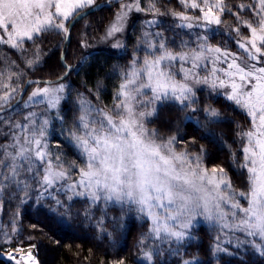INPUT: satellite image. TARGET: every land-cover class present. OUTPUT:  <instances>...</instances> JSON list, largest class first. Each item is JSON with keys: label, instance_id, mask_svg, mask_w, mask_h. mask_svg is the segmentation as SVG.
<instances>
[{"label": "snow or ice", "instance_id": "1", "mask_svg": "<svg viewBox=\"0 0 264 264\" xmlns=\"http://www.w3.org/2000/svg\"><path fill=\"white\" fill-rule=\"evenodd\" d=\"M48 221L98 264H264V0H0V264Z\"/></svg>", "mask_w": 264, "mask_h": 264}, {"label": "trees", "instance_id": "2", "mask_svg": "<svg viewBox=\"0 0 264 264\" xmlns=\"http://www.w3.org/2000/svg\"><path fill=\"white\" fill-rule=\"evenodd\" d=\"M237 2H239V0H237ZM221 162L225 165L230 163V161L226 160L223 156L217 161V163ZM233 171H235V168H233ZM2 219L3 222H7L6 215L3 216ZM31 219L38 220L40 217L33 215ZM29 222L30 220L28 219L24 221L25 225ZM45 223V231L48 232L49 235L54 234L58 237L61 240V244L57 245L55 242L49 241L48 239L43 241V246L40 251V259L43 261V264H81L82 258L89 256V249L95 253L91 264H98L99 260L104 259V252L106 250L109 252V255H111V250L107 248V242L95 239L93 234L86 228L82 231L69 230L65 226H58L50 221ZM205 232L207 236L201 235L200 240L194 243L198 245L202 244L203 247L207 248V237L211 236L212 233L207 230V226H205ZM136 235L137 230L134 229L132 236L127 241V246L129 248H131ZM76 253L80 254L79 258ZM209 259L211 260V264H224V261L218 260L216 257H210ZM83 264H88V261H83Z\"/></svg>", "mask_w": 264, "mask_h": 264}]
</instances>
